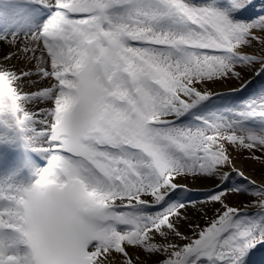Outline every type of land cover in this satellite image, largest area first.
Wrapping results in <instances>:
<instances>
[{
    "label": "snow or ice",
    "instance_id": "obj_1",
    "mask_svg": "<svg viewBox=\"0 0 264 264\" xmlns=\"http://www.w3.org/2000/svg\"><path fill=\"white\" fill-rule=\"evenodd\" d=\"M255 7L0 0V264H248L264 246V183L229 149L262 159L264 87L202 113L221 95L209 84L264 76ZM188 178L213 181L203 203L220 208L185 234Z\"/></svg>",
    "mask_w": 264,
    "mask_h": 264
},
{
    "label": "rangeland",
    "instance_id": "obj_2",
    "mask_svg": "<svg viewBox=\"0 0 264 264\" xmlns=\"http://www.w3.org/2000/svg\"><path fill=\"white\" fill-rule=\"evenodd\" d=\"M255 2V11H259L260 7L262 6V4H264V0H254ZM2 63V62H0ZM246 79H250L252 81V83L249 85L248 88L242 90V91H236L233 92L231 91V89L229 90H223V91H218L217 93H220L221 95H219L218 97L214 98L212 103L208 105V107L206 109H204V112L202 114L207 115L208 113L215 111L217 108H223V107H228V106H235L238 105L241 101L249 98L250 96H252L254 93H258L259 89H261L262 87H264V76H259V77H255L252 75L251 72H244L242 74ZM233 83L238 84L239 86V82L236 81L235 79L229 80V81H224V82H219V83H211L208 86L214 90L215 89V85H219L222 87H225L226 85H232ZM238 88V87H237ZM236 89V88H233ZM226 91H231L230 94H225ZM250 124H252V122H249ZM253 127H258V125L256 124H252ZM230 152L232 154V158H233V164L235 166L236 169H238V165H248L250 167L248 174H250V176L252 177V179L259 185L261 183H264V153H260V152H256L257 156L262 157V159H253L251 158L250 154L248 153L247 150L241 149V148H237V147H231ZM232 169L229 168V171H231ZM238 177L234 176L233 180L231 181V183H235L236 181H238ZM251 180V179H250ZM252 180V181H253ZM211 189L206 190V192H204V198L206 197V193L208 191H210ZM231 196H233L232 194H229L227 196L226 199V203L229 204L230 206H233L232 203L233 201L230 200ZM237 196H245L248 197V202L242 204L240 207L241 211H247L249 214H254L256 209L255 208H248L247 205L250 203V197L247 195H237ZM197 197H194L193 199H196ZM231 201V202H230ZM214 208L215 211L217 209L220 208L219 204H211ZM236 207V206H234ZM214 213H212L207 220H202V222L198 225H200L201 227L205 226V224L214 218ZM182 228V227H181ZM181 231H183V229H181Z\"/></svg>",
    "mask_w": 264,
    "mask_h": 264
},
{
    "label": "bare ground",
    "instance_id": "obj_3",
    "mask_svg": "<svg viewBox=\"0 0 264 264\" xmlns=\"http://www.w3.org/2000/svg\"><path fill=\"white\" fill-rule=\"evenodd\" d=\"M8 51L7 47H0V62H3V55ZM39 55V53H37ZM13 63H16L13 61ZM22 67H26V69H32L34 70V65H20ZM248 72V71H247ZM253 75V74H252ZM40 84H43L44 86H48V84L51 83V81H40ZM239 87L238 84L233 83L232 85H226L225 87L215 85V92L218 91H223V90H229L233 88ZM238 169L240 171H243L245 176L248 177L249 179L253 180L250 174H248V171L250 167L248 165H238ZM238 179H240L238 177ZM255 180V179H254ZM253 180V181H254ZM256 181V180H255ZM182 183L184 181H181ZM187 183L189 185V188L191 189L192 193H189L188 195L190 198L194 201L197 202L196 207H189L188 209L185 210V214L187 216L186 221H182L180 223L181 229H183V232L185 234H190L191 233V228L189 227V223L191 225H197L202 222V220H207V218L215 212V208L211 204H205L203 203L205 198H204V192L208 189H212L214 187V183L211 180H193L192 178H188ZM194 197H197L196 199H193ZM233 201L232 205L236 207H240L242 204L248 202V197L245 196H237L233 195L231 196V199ZM231 202V201H230ZM157 240H160L161 238L159 236L156 237ZM253 261H259L258 259H255ZM254 263V262H253ZM248 264H251L248 261Z\"/></svg>",
    "mask_w": 264,
    "mask_h": 264
}]
</instances>
